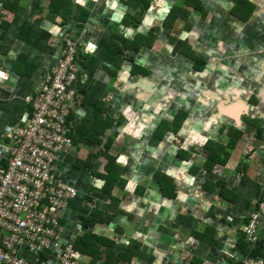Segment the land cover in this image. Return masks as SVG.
<instances>
[{
    "label": "crops",
    "instance_id": "1",
    "mask_svg": "<svg viewBox=\"0 0 264 264\" xmlns=\"http://www.w3.org/2000/svg\"><path fill=\"white\" fill-rule=\"evenodd\" d=\"M65 1L67 15L60 0H0V146L30 113L24 98L40 92L66 35L79 42L72 122L100 118L105 128L83 126L61 157L57 175L78 193L60 211L59 239L45 256L91 232L113 234L117 252L138 241L137 256L119 264L264 260V212L255 243L244 231L264 193V0H248L256 3L248 21L233 13L237 0H202L210 17L184 21L181 12L167 27L175 0L147 10L134 0ZM234 130L241 136L226 165L207 171L210 147L228 144ZM108 155L125 181L113 189L117 204L95 175ZM159 175L170 181L164 192ZM97 209L111 217L84 229L81 217Z\"/></svg>",
    "mask_w": 264,
    "mask_h": 264
},
{
    "label": "built area",
    "instance_id": "2",
    "mask_svg": "<svg viewBox=\"0 0 264 264\" xmlns=\"http://www.w3.org/2000/svg\"><path fill=\"white\" fill-rule=\"evenodd\" d=\"M78 51L79 42L64 36L40 92L24 98L31 104L30 113L9 128L8 144L0 146V264H82L73 243L51 260L40 258L59 239L60 211L78 193L57 175L63 153L73 144L68 119L78 97ZM263 212L264 193L246 227L249 243L258 239ZM244 264L264 260L249 258Z\"/></svg>",
    "mask_w": 264,
    "mask_h": 264
},
{
    "label": "trees",
    "instance_id": "3",
    "mask_svg": "<svg viewBox=\"0 0 264 264\" xmlns=\"http://www.w3.org/2000/svg\"><path fill=\"white\" fill-rule=\"evenodd\" d=\"M134 1H136V5L143 8V10H147L149 8V6L151 5V3L153 2V0H134ZM179 1L180 2H178L173 7V10L171 11L170 17L166 20L165 23H163L164 27L172 26V20L177 19L178 14H180L181 12L185 13V15L183 16V19L186 18V16H188V11L185 10L184 5L186 3H192V0H179ZM66 3L67 2L65 0H60V2H57V5L61 7L57 10L60 13H63L65 15H67V14L64 13V12H66V10H64L63 7H65ZM202 7L203 6H201L197 2L195 9L197 8V9H199V11H202L204 9V7H203V9H202ZM63 10H64V12H63ZM68 12H69V10H67V13ZM68 19L69 18L66 17L65 20H68ZM130 19H135V21L136 20L139 21L138 18H134V17H131ZM184 20H186V19H184ZM191 57L195 61L196 68H198L199 66H201V64H203L199 57L197 58L194 55H192ZM71 118H72V115L70 113L69 119H68L69 123L72 122ZM181 118L183 119V115H181L179 118H175L174 121L172 122V124H174L178 121L183 122V120ZM167 122H170V121L169 120H163V122L159 125V128H157V130L154 134L155 137H157L160 140V142L162 141V138H163L161 136V134H163V132L165 131L164 128H162V127L168 126L169 123H167ZM84 123L87 125L82 124L81 126L77 127L73 124V122H72L73 125H70L71 132L69 133V136L72 138V143H74V141H76V139L74 138L75 135L82 133V131L84 130L83 126H87V129L88 128H94L95 130H97L98 128L99 129L101 128L102 134L105 131V128H103V126H104L103 122L100 120V118L97 119L95 122H92V123L88 122V121H85ZM75 128H76V130H74ZM179 128H180V125H178V129ZM177 130L175 129V131H177ZM74 132H76V133H74ZM230 133H231V140L228 144H226V145H222V144H215L214 145L213 144L214 148L212 146L210 147V148H212L211 149V155H210L209 160L207 161V163L205 165V169H207V171H211L212 166L214 164H219V165H223V166L226 165V163H227V161L231 155L230 150L235 149L237 142L239 141L240 136H241L240 132L236 131V130L231 131ZM236 133H238V134H236ZM93 141L95 143L101 144L102 140H101L100 136H96V137H94ZM111 142H112V138L108 137V142L106 143V145H110ZM210 145H212V144H209L208 146H210ZM215 155H216V158L214 159ZM106 160H107V162H106L102 172L95 173V175L97 176L98 179L104 181V185L101 188V190L99 189V191L105 195L110 196L112 203L117 204L118 200L112 194L113 189L116 186H119L121 188L124 187L125 181L121 177V168L118 165V163L116 162V157L108 155L106 157ZM158 177H159V182L161 183L162 190L164 192L165 188H166V187H164V186H166V185H164V182H165V184L170 185V181L165 176L159 175ZM219 184L224 185V183H221V182ZM105 217L108 218L111 216L108 215L106 212L97 209L91 216L81 217V226L84 229L88 230L90 227L96 225L99 220H101L102 218H105ZM117 231L120 232V229H117ZM112 236H113V234H108L106 236H99V235L93 234L91 232H86L85 234L77 237L73 242V247L80 254V260L82 261V264H85V263H88V264H90V263L91 264H119L120 261L123 259H126L127 261H129L133 257L137 256L138 251L140 249V244L138 243V241H131L129 246L124 251L117 252V248H116L117 239L115 237H112ZM40 258L43 260H46V259L51 260V258H48L45 256L44 252L41 253ZM52 260L55 261V259H52Z\"/></svg>",
    "mask_w": 264,
    "mask_h": 264
},
{
    "label": "rangeland",
    "instance_id": "4",
    "mask_svg": "<svg viewBox=\"0 0 264 264\" xmlns=\"http://www.w3.org/2000/svg\"><path fill=\"white\" fill-rule=\"evenodd\" d=\"M175 2V4H177V2H179V0H175L174 1ZM198 2V4H200L201 6H203L204 7V5H203V1L202 0H192V3H186L185 5H184V8H185V10H187L188 11V16H186V18H184V19H188V18H190L192 15H193V12H198V13H200V15H201V18H208V16H209V12H207L206 14L207 15H205L204 16V10H206L205 8L203 9V7H202V11H199V9H195V6H196V3ZM237 2H239L238 3V7H235V8H233V13H236L238 16H240L241 17V15H242V18L243 19H245V21H248V20H250L251 18L250 17H253V14H254V12H256V3H255V1L254 2H252V3H250L248 0H237ZM174 4H172V6H173ZM173 8V7H172ZM172 8H171V10H172ZM209 9V8H208ZM210 10V9H209ZM245 10V11H244ZM240 12H244L243 14L242 13H240ZM198 13L196 14V16H199L198 15ZM241 15H240V14ZM210 14H212V12H210ZM170 15H171V11H169V13H168V15H167V17L164 19V23L166 22V20L170 17ZM210 17V16H209ZM176 21V20H175ZM185 21V20H184ZM174 23H177V21L176 22H174ZM173 23V24H174ZM180 30V26H178V28H177V32ZM166 32H167V30H166ZM176 35H177V33H175ZM162 48H163V50H165L164 49V47H163V45H161V46H159L158 45V49H159V51H161L162 50ZM198 58V57H197ZM72 106H74V104L72 105ZM240 148H243V145L240 147ZM119 160V159H118ZM117 160V161H118ZM253 215V214H252ZM247 227V226H246ZM244 231H247V229L245 228V230ZM247 242L249 243V241L247 240Z\"/></svg>",
    "mask_w": 264,
    "mask_h": 264
}]
</instances>
